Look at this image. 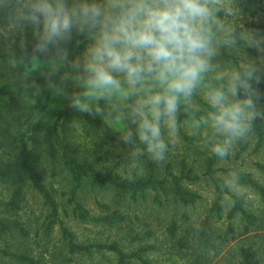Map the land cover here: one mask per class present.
<instances>
[{"label": "rangeland", "instance_id": "rangeland-1", "mask_svg": "<svg viewBox=\"0 0 264 264\" xmlns=\"http://www.w3.org/2000/svg\"><path fill=\"white\" fill-rule=\"evenodd\" d=\"M11 1L3 0L2 3L8 5ZM231 5L233 13L228 14L222 9L216 13L218 22L213 24L216 25L214 32L217 35H226L238 29V41L230 37L225 39V49L232 58H224L219 52L218 43H211L213 55L209 58L208 71L202 74L192 95L179 101L176 133L170 134L166 122L161 121L162 138L168 145V151L165 160L159 163L152 159L146 149L138 150L131 141L126 143L122 139L129 132L121 109L124 105L129 107L138 123L141 113L150 117V110L143 102L149 96L163 91L158 80L146 76L132 87L123 74L114 73L121 82L122 91L128 95L125 97L113 89L110 95L86 100L90 112L98 118V121L88 122L81 118L83 112L71 107L74 97L85 99L82 94L86 86L82 78L86 74L73 70L70 63L76 59L83 61V54L93 42L92 39H87L81 48L68 53V62L60 64L57 61L55 66L52 60H33L31 64H25L0 57V88L7 85L15 102L13 109L9 110L1 100H9V96L0 95V163L5 164L8 152L12 150L9 145L19 140L26 142L30 156L43 175L44 183L53 191L59 204L60 223L79 242L119 240L123 248L129 250L128 232L133 230L134 234L142 236L151 231L152 236L147 241L154 243L156 249L144 254L151 264H194V229L200 227L208 217L210 232L201 246L202 264H238V249L247 245L256 250L259 264H264V202L231 172V168L237 167L264 185V173L255 166L256 162L264 164V141L261 148L255 150V124L260 121L264 131V118L258 115L252 121V130L239 140L247 145L239 158H235L237 141L231 146L228 156H216V174L226 182V187H222L219 214L212 209L218 191L204 175L206 160L214 154L212 145L222 139L213 134L210 123H205L209 114L215 111L206 106L211 105L209 95L214 90H221L230 101L234 100L229 89L238 66L243 70L249 66L256 69L255 75L259 80L253 86L259 97L256 109L264 112V0H231ZM180 104L205 110L207 116H202L197 122L179 121ZM110 135L122 143H117ZM62 137L68 142L74 156L91 164L96 170L113 171L121 177L143 174L148 162L154 163L160 177L165 175L167 164L178 175L184 162L191 170L190 175L199 177L193 180L183 178L182 186L196 193L198 198L195 203L188 205L175 200L170 182L166 184L165 191L147 190L135 198L128 195L118 197L111 187L100 188L92 180L85 179L74 190L75 202L81 204L91 216L98 217L117 211L125 220L116 226L93 220L82 221L73 213V203L69 200L75 184L61 157ZM14 187L12 182H0V217L19 220L29 234L23 237L16 230L8 231L0 237V248L9 244L10 249L15 250L24 244L33 254L47 250L45 261L63 264L66 250L61 241L59 223L53 226L49 234H44L43 222H46L49 210L41 196L28 184L23 188L18 213L11 216L6 209V202ZM234 196L239 197L243 207L258 218L257 224L246 233L245 220L239 212L231 218L227 216ZM172 221L179 227L176 236L170 238L166 228ZM228 224L232 226V231L228 229ZM181 237L186 240L183 247L177 242ZM72 258L78 264H115L116 261L115 255L106 251L75 254ZM0 264L14 263L0 256ZM129 264L140 262L132 260Z\"/></svg>", "mask_w": 264, "mask_h": 264}, {"label": "clouds", "instance_id": "clouds-1", "mask_svg": "<svg viewBox=\"0 0 264 264\" xmlns=\"http://www.w3.org/2000/svg\"><path fill=\"white\" fill-rule=\"evenodd\" d=\"M18 22L34 27L33 51L52 55V63L68 62L64 45L72 42L74 34H87L92 43L83 54V61L70 63L75 71L86 75L81 99H72L71 107L90 112L88 99H99L115 89L121 95V82L115 74H123L128 85L134 87L146 76L158 80L163 88L147 98L143 104L150 117L141 113L137 134L146 145L152 159L165 160L168 145L162 138L161 121L170 134H175L176 113L181 98H189L202 74L208 71L211 46V24L217 23L216 13L222 9L233 13L231 0H15ZM256 69L233 74L229 100L221 90L209 95L215 109L205 123L213 134L221 137L212 145V152L224 158L231 146L242 140L251 130L258 112L259 97L253 87ZM122 139L131 141L129 132ZM235 175V174H234Z\"/></svg>", "mask_w": 264, "mask_h": 264}, {"label": "trees", "instance_id": "trees-1", "mask_svg": "<svg viewBox=\"0 0 264 264\" xmlns=\"http://www.w3.org/2000/svg\"><path fill=\"white\" fill-rule=\"evenodd\" d=\"M0 0V57L16 62L25 64H31L33 60H52V55H39L36 54L33 49L35 45V38L33 36L34 27L23 22H18L17 13L15 8V0H12L8 5L2 3ZM253 27H258L253 25ZM216 25L211 24V42L218 43L219 52L224 58H232L225 49V39L230 37L238 41V29L230 32L226 35L215 34ZM91 39L87 34L76 35L74 34L72 42L64 45L67 48L68 53L76 51L84 45V41ZM233 61L237 63V60L233 58ZM238 71L243 69L238 66ZM257 82L253 80V86H256ZM262 87L261 84H259ZM0 95L9 96V100L1 99L7 105L9 110H12L15 102L10 90L7 85L0 88ZM208 109L214 110L211 105H206ZM122 113L125 125L128 128V132L131 133V143L135 145L138 150L146 149V145L141 143L137 134L138 122L133 118L131 109L126 105L122 106ZM83 120L88 122L98 121L95 114L91 112H83L81 115ZM207 116L205 110L189 107L184 104H180L179 107V121L185 122H197L201 117ZM100 125H103L99 122ZM103 127H105L103 125ZM257 129V141L255 150L261 148L264 141V131L260 121L255 124ZM64 136V135H63ZM110 138L117 143H122L118 138H114L110 135ZM61 143V157L69 170L72 181L75 184V188L72 190L71 197L69 200L73 203V213L77 215L82 221L102 222L109 226H116L124 221V217L120 216L117 211H112L102 216H91L89 212L83 208V206L75 202L74 190L80 186L85 179H90L92 182L100 188L111 187L115 190L118 197L130 196L135 198L137 195L144 194L147 190L160 189L165 191V186L170 182L174 199L182 202L184 205L193 204L198 198V195L182 186V179H197L199 176H191V170L186 166L184 162L181 164L180 174L172 172L170 165H166L164 172L165 175L160 177L158 169L152 162H148L147 170L143 174H133L132 176H124L114 173L113 171H101L96 170L91 164L77 158L73 155V150L69 148L68 142L64 137L60 140ZM15 146V147H13ZM12 150L8 152L7 160L5 164L0 163V182L14 183L15 187L10 195L9 200L6 202V209L10 215H15L20 209V202L23 198V188L28 184L33 188L34 191L39 194L43 200L44 205L48 208L49 214L46 217V222H43L44 234H49L54 225L59 223L61 232V241L66 250V256L64 257V263L66 264H78L74 262L72 258L75 254H91L93 252H110L115 255V264H129L132 260H137L140 264H151L149 260L144 257V254L155 250L156 245L149 243L147 239L152 236L151 231L145 232L144 235L138 233L128 232V244L129 250H125L119 240L103 241V242H79L76 240L74 234L59 221V204L54 197L53 191L44 183L43 175L40 173L37 165L33 158L30 156L28 146L23 140H19L13 145ZM247 148L246 144L241 141L236 142L235 146V158H239L243 151ZM216 155H210L206 160V166L204 175L214 184L218 191V196L213 203L212 209L217 214L221 211V199H222V187H226V182L223 178L216 174L217 169L215 168ZM255 166L261 172L264 173V164L256 162ZM231 172L237 180L252 190H254L264 202V185L254 179L250 174L238 169L237 167L231 168ZM156 199L157 196H155ZM237 212L245 220L244 232H248L258 222V218L250 213L243 207L241 199L237 196L233 197V205L229 210L228 218L233 217ZM178 225L172 221L167 225V232L170 238L176 236L178 231ZM228 229L232 231V226L228 224ZM12 230L20 232L23 237H27L29 234L27 228L23 223L17 219L10 217H0V237ZM210 226L209 218L207 217L201 226L194 229L193 241L196 248L193 249V255L195 256L194 264H202L201 258V246L205 243L209 236ZM134 234V235H132ZM146 238V239H144ZM137 243L134 247L132 245ZM177 242L181 247L186 244V240L181 237L177 239ZM47 250L38 254H33L32 251L24 244L17 246L15 250L10 249V245L1 249L0 256L7 258L10 263L14 264H52L48 260L45 261V253ZM239 263L238 264H259L257 259L256 250L251 246H240L238 249ZM63 263V264H64Z\"/></svg>", "mask_w": 264, "mask_h": 264}]
</instances>
